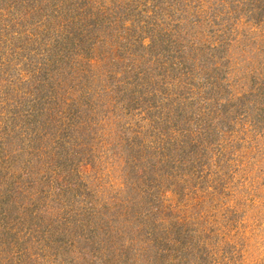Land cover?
<instances>
[{
  "label": "trees",
  "instance_id": "1",
  "mask_svg": "<svg viewBox=\"0 0 264 264\" xmlns=\"http://www.w3.org/2000/svg\"><path fill=\"white\" fill-rule=\"evenodd\" d=\"M243 23L264 0H0V264H260Z\"/></svg>",
  "mask_w": 264,
  "mask_h": 264
},
{
  "label": "rangeland",
  "instance_id": "2",
  "mask_svg": "<svg viewBox=\"0 0 264 264\" xmlns=\"http://www.w3.org/2000/svg\"><path fill=\"white\" fill-rule=\"evenodd\" d=\"M263 54V30L251 23L241 24L232 48L237 79L243 81L247 75L248 80L255 77L260 70ZM244 168L236 180L237 185L242 186V199L239 200L244 214L242 231L247 234L252 256L258 263L264 264V145L250 151ZM105 179L118 181L114 177Z\"/></svg>",
  "mask_w": 264,
  "mask_h": 264
}]
</instances>
